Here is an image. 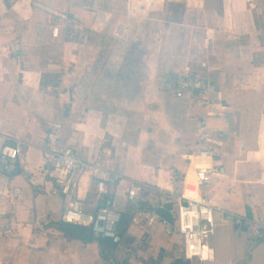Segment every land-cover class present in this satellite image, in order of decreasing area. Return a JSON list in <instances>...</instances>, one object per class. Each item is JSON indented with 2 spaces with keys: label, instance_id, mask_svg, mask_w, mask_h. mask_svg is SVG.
Masks as SVG:
<instances>
[{
  "label": "crops",
  "instance_id": "obj_1",
  "mask_svg": "<svg viewBox=\"0 0 264 264\" xmlns=\"http://www.w3.org/2000/svg\"><path fill=\"white\" fill-rule=\"evenodd\" d=\"M185 71L213 83L214 109L174 97ZM200 121L221 133L211 160L195 155ZM50 123L61 124L65 146L123 177L106 187L115 210L130 215L109 260L97 242L54 226L74 201L87 214L99 201L89 173L71 200L59 192ZM263 138L264 0H0V147L22 151L0 172V227L11 231L0 233V264H199L158 215L166 206L170 215L164 190L183 177L195 183L199 167L211 169L200 192L215 209L201 264H264V236L232 219L264 222ZM132 183L142 190L131 202ZM138 210L156 217L142 221Z\"/></svg>",
  "mask_w": 264,
  "mask_h": 264
},
{
  "label": "built area",
  "instance_id": "obj_2",
  "mask_svg": "<svg viewBox=\"0 0 264 264\" xmlns=\"http://www.w3.org/2000/svg\"><path fill=\"white\" fill-rule=\"evenodd\" d=\"M34 6L53 15L63 23L67 20L64 13H58L38 4ZM59 33V25L51 27L53 38H57ZM211 92L209 82L203 76L185 71L177 78L174 97L184 99L189 96L193 105L214 109L217 101L210 98ZM220 134V131L216 133L211 131L205 121H200L198 125L199 149L195 155L210 160L216 157ZM46 138L51 146L47 155L52 163L51 175L59 188V192L64 197L70 200L74 197L77 181L85 173L90 174L96 185V198L99 201V206L95 213H84L80 202L74 201L63 210L62 221L66 224L89 228L93 235L110 239L113 244L119 246L122 238L117 234L116 226L120 220V213L115 210L114 201L105 198V195L107 185L114 186L123 180V177L83 160L78 150L65 146L60 123L47 125ZM21 155L22 151L19 144L3 143L0 147V172L7 171L11 166L18 163ZM211 178L210 168L199 167L196 169L195 183L186 182L184 177L179 178L175 180L174 185H171L169 190H164L163 193L171 206V222H163L168 227V234L181 237L184 257L199 264L211 257L208 240L215 228V209L200 192L201 187L210 184ZM140 190L142 187L139 185L130 184L126 199L131 202L135 201ZM134 216L142 221L156 217L152 212L141 210L134 211ZM232 219L236 227L251 230L257 237L264 236V222L253 221L240 216ZM0 233L7 237L11 231L9 227L2 226Z\"/></svg>",
  "mask_w": 264,
  "mask_h": 264
},
{
  "label": "trees",
  "instance_id": "obj_3",
  "mask_svg": "<svg viewBox=\"0 0 264 264\" xmlns=\"http://www.w3.org/2000/svg\"><path fill=\"white\" fill-rule=\"evenodd\" d=\"M168 210L169 207L166 206L165 209L158 211V215L164 220L171 222V216L169 215ZM129 224H130V215L127 212L121 213L119 223L116 226L117 234L120 237H122L123 234L127 231ZM54 226L63 233L65 238H68L70 240H77L83 243L97 242L101 249V252L105 253L104 258H106V260L110 259L111 253L115 250V245L112 243L110 239L93 235L89 228L66 224L63 222L54 224ZM171 264H189V263L177 259L173 261Z\"/></svg>",
  "mask_w": 264,
  "mask_h": 264
},
{
  "label": "water",
  "instance_id": "obj_4",
  "mask_svg": "<svg viewBox=\"0 0 264 264\" xmlns=\"http://www.w3.org/2000/svg\"><path fill=\"white\" fill-rule=\"evenodd\" d=\"M209 85H210L211 87L214 86L213 83H209ZM214 91H217V89H214Z\"/></svg>",
  "mask_w": 264,
  "mask_h": 264
},
{
  "label": "rangeland",
  "instance_id": "obj_5",
  "mask_svg": "<svg viewBox=\"0 0 264 264\" xmlns=\"http://www.w3.org/2000/svg\"><path fill=\"white\" fill-rule=\"evenodd\" d=\"M81 157H82V159H84L83 155H81ZM84 160H86V159H84ZM86 161H87V160H86ZM175 246H176V245H175ZM176 250H177V249H176ZM176 250H175V251H176Z\"/></svg>",
  "mask_w": 264,
  "mask_h": 264
},
{
  "label": "bare ground",
  "instance_id": "obj_6",
  "mask_svg": "<svg viewBox=\"0 0 264 264\" xmlns=\"http://www.w3.org/2000/svg\"><path fill=\"white\" fill-rule=\"evenodd\" d=\"M263 142H264V138H263ZM204 161H206V160H204ZM207 161H209V160H207ZM204 163V162H203Z\"/></svg>",
  "mask_w": 264,
  "mask_h": 264
}]
</instances>
